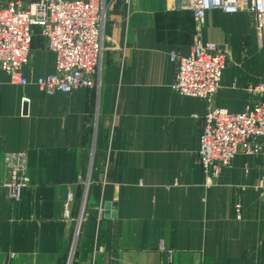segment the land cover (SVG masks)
<instances>
[{"label":"crops","instance_id":"obj_1","mask_svg":"<svg viewBox=\"0 0 264 264\" xmlns=\"http://www.w3.org/2000/svg\"><path fill=\"white\" fill-rule=\"evenodd\" d=\"M106 6L94 87H39L56 54L38 26L28 83L0 67V179L12 152L26 153L29 176L19 200L0 190V264H264V161L238 154L207 183L198 151L208 102L173 91L171 60L172 51L188 56L197 37L227 45L214 104L241 112L261 99L248 87L264 78V29L246 11L220 8L200 25L175 0ZM101 201L116 207L98 219Z\"/></svg>","mask_w":264,"mask_h":264},{"label":"built area","instance_id":"obj_2","mask_svg":"<svg viewBox=\"0 0 264 264\" xmlns=\"http://www.w3.org/2000/svg\"><path fill=\"white\" fill-rule=\"evenodd\" d=\"M175 5L191 10L200 25L211 8L227 13L243 10L249 13L256 29H264V0H175ZM106 7V0H0V67L12 83H28L23 67L30 61L34 27L38 26L56 54V71L38 77L39 87L47 94L94 87L106 48ZM228 55L227 45L203 42L200 37L188 56L171 53L176 64L173 91L208 102L198 156L209 185L232 166L238 154L255 155L264 161V78L248 87L249 93L261 95V99L243 111L231 112L214 104ZM6 165L9 177L0 179V190L6 189L12 199L19 200L29 185L26 153H7ZM256 187L264 201V175ZM72 199L69 193L67 213ZM104 210L101 201L98 219ZM235 213L237 219L243 217L240 202L235 204Z\"/></svg>","mask_w":264,"mask_h":264},{"label":"water","instance_id":"obj_3","mask_svg":"<svg viewBox=\"0 0 264 264\" xmlns=\"http://www.w3.org/2000/svg\"><path fill=\"white\" fill-rule=\"evenodd\" d=\"M116 207V203H112V202H107L106 203V210L112 209ZM106 215L109 216V213L106 212ZM112 216H115V214H113Z\"/></svg>","mask_w":264,"mask_h":264},{"label":"rangeland","instance_id":"obj_4","mask_svg":"<svg viewBox=\"0 0 264 264\" xmlns=\"http://www.w3.org/2000/svg\"><path fill=\"white\" fill-rule=\"evenodd\" d=\"M75 248H76L75 243H74V244L72 243V246H71V248H70V252H69L70 257H71L72 254H74V249H75Z\"/></svg>","mask_w":264,"mask_h":264}]
</instances>
